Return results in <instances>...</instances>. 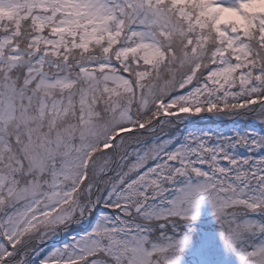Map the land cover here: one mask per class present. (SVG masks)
Here are the masks:
<instances>
[{
  "label": "snow or ice",
  "instance_id": "6c2138e0",
  "mask_svg": "<svg viewBox=\"0 0 264 264\" xmlns=\"http://www.w3.org/2000/svg\"><path fill=\"white\" fill-rule=\"evenodd\" d=\"M249 2L0 0V264H183L203 200L225 256L264 264Z\"/></svg>",
  "mask_w": 264,
  "mask_h": 264
},
{
  "label": "rangeland",
  "instance_id": "374dc122",
  "mask_svg": "<svg viewBox=\"0 0 264 264\" xmlns=\"http://www.w3.org/2000/svg\"><path fill=\"white\" fill-rule=\"evenodd\" d=\"M199 216L195 220L198 224H193V243L191 247L183 253V264H235V259L225 256L219 239L216 237L217 225L215 223L211 206L206 200L201 201ZM203 226V227H201ZM211 238L213 243L206 251L201 250V241L204 238Z\"/></svg>",
  "mask_w": 264,
  "mask_h": 264
},
{
  "label": "clouds",
  "instance_id": "9594fccd",
  "mask_svg": "<svg viewBox=\"0 0 264 264\" xmlns=\"http://www.w3.org/2000/svg\"><path fill=\"white\" fill-rule=\"evenodd\" d=\"M245 9L250 12H260L264 11V0H250L249 3L244 5ZM221 18H232L237 21V23H244L243 19L237 16L235 13L221 12Z\"/></svg>",
  "mask_w": 264,
  "mask_h": 264
},
{
  "label": "trees",
  "instance_id": "16d2710c",
  "mask_svg": "<svg viewBox=\"0 0 264 264\" xmlns=\"http://www.w3.org/2000/svg\"><path fill=\"white\" fill-rule=\"evenodd\" d=\"M193 224H198V225H199V222H196V221H195ZM201 227H203V226H201Z\"/></svg>",
  "mask_w": 264,
  "mask_h": 264
}]
</instances>
